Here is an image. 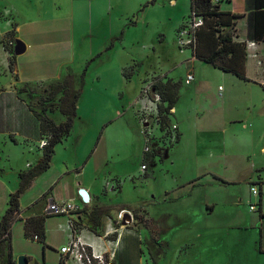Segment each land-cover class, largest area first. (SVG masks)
Instances as JSON below:
<instances>
[{"label": "rangeland", "instance_id": "rangeland-1", "mask_svg": "<svg viewBox=\"0 0 264 264\" xmlns=\"http://www.w3.org/2000/svg\"><path fill=\"white\" fill-rule=\"evenodd\" d=\"M188 13L189 0H92L91 7L85 3L72 5V0H0V38L9 51L13 17L20 27L14 39L25 44L43 37L47 45L42 49L50 67L58 66V74L70 77L72 88L81 91L79 113L88 126H77L69 138L68 151L57 154L55 168L45 175H51L63 160L73 161V143L79 135V156L88 151L89 145L95 151L104 135L111 151L119 153L107 167L98 164L101 174L111 171L124 175L118 179L124 184L123 193L107 196L114 206L108 207L112 221L123 208L118 206L122 201L133 207L142 205L129 209L133 218L129 227L136 234H124L121 247L128 244L129 248H121L119 255L131 260V264H153L143 242V254L139 256V235L143 241L152 238L160 247L163 255L158 264H264V218L260 219L264 217V171L255 169L257 161L264 163V153L260 155V148H264V93L259 82L264 77L256 62L249 67L250 83L209 79L208 99L197 110L198 118L189 124L185 140L177 148L173 144L165 160L163 156L151 160L141 173V124L128 116L131 112L119 120L111 121L109 117L113 107L125 111L132 102L135 108L142 81H162V75L175 82L180 79L188 65L185 62L191 60V51L181 49L177 39ZM8 23L10 27H2ZM70 23L72 31L66 27ZM71 34L74 39L68 44ZM32 56L37 59V53L28 52L21 60H32ZM127 66H131L133 75L124 90L121 69ZM209 69L201 64L196 71L205 75ZM180 91L182 95L183 89ZM218 93L224 95L221 100ZM59 96L57 92L55 97ZM190 105V97L184 94L177 107L188 111ZM230 118L237 120L235 124L220 127ZM155 135H159L158 131ZM37 156L35 151L22 156L17 148L0 143V218L9 194L19 186V172L27 170L23 167L27 163L33 166ZM192 180L194 188L191 189L193 183L181 187ZM42 185L39 182L20 196L22 207H29L40 197ZM250 187L259 190L261 198L251 197ZM164 192L178 199L165 201ZM103 220L101 231L107 223ZM64 225L63 217L47 219L42 255L40 244L25 239L21 223L13 224L12 253L38 264H58L56 252Z\"/></svg>", "mask_w": 264, "mask_h": 264}, {"label": "crops", "instance_id": "crops-1", "mask_svg": "<svg viewBox=\"0 0 264 264\" xmlns=\"http://www.w3.org/2000/svg\"><path fill=\"white\" fill-rule=\"evenodd\" d=\"M210 1L212 4L217 5L219 11L230 13L232 15L237 16V18L233 20L234 23L233 27L224 28V31H231L233 35L232 38L234 41L243 42L246 45L245 74L247 80L246 81L241 80L236 76L232 75L231 73H224L209 64H205L195 59L191 54V60L185 62L188 63V65H186L185 71L182 72L183 73L182 76L177 81V83H179L178 100L174 108L172 109V115L170 116L172 118V120H170V123L175 124L177 126L178 137L176 142L174 143V146H176V148L180 146L181 143L185 140V137L187 136V132L191 128V125L189 124H191L193 121H195V119L198 118L197 110L200 108L201 105H203V101H206L208 99L207 84L209 82V79L218 80V78H228L229 80H231V82H234L233 80H239L250 83L252 81V79L249 76V67L251 62L253 63L256 62V66L259 69V74L263 75L264 77V40L255 41V40H251L248 37V34L250 33V31L248 30V25H249L248 20L250 14L254 10L253 0H210ZM75 3L79 6L81 5V3L82 4L85 3V5L91 7L92 0H72V5L73 4L75 5ZM173 3H175V1H173ZM10 21L13 24L12 26H14L13 30L15 31L16 34H18L20 32L18 21L13 17ZM69 21L72 23V19H69ZM69 21L67 22V24L69 23ZM71 23L68 26L66 24V27L69 31L73 30L72 29L73 25ZM2 27L8 28L10 27V23H8V26L5 24ZM38 38L40 37L38 36ZM2 39L3 37L0 38V143L2 144V146L6 148L9 147L17 148L22 156H24L25 152L28 154H30L33 151L37 152L38 156L36 157L35 162H33L36 163L42 157V151L36 147L38 141L42 139V133L40 130V121L38 120L36 115L28 108L26 102H24L18 97L16 86L24 85L30 91H32L34 98H31L30 101L31 105L38 106L39 103L42 101V99L43 101L46 100L48 96L47 91L49 87L61 83L64 80V78L68 76L58 74V69H59L58 66H55L54 69L50 67L49 58L46 55L47 53H45V51H43L42 49V47H45L47 45L43 37L38 40L32 39L30 42H25L26 50L24 54L14 57L13 67L12 69H10L9 64L11 61V57L8 50L5 48L4 44L2 43ZM73 39H74V35L71 34L69 35L68 40L66 42L68 44L72 43ZM251 43H254L253 46H251ZM28 52H31V54L37 53V59L35 60L34 57L32 56V60L31 57L29 59L26 58L24 60H21L22 56H25V54H27ZM183 63L184 62H182L180 66H182ZM201 64H205L206 66H209L211 68L209 70L211 71H207V74L205 75L204 73L203 74L197 73L196 70L198 66H200ZM129 67L131 66H127L121 69V76L123 70L128 69ZM132 75L127 80L124 79V77L122 76L123 78L122 80L124 82L123 83L124 90L126 88V84L129 83ZM188 75L192 76V80L188 84H186L185 80ZM160 77H162V82L165 81L164 75ZM46 80L50 83L44 82ZM171 80L174 81L173 79ZM259 82L262 84L260 85V87L264 93V80L262 81L260 80ZM142 83L143 81L141 82V85L143 86ZM141 85L139 87L138 92H140V89L142 87ZM180 89H183L182 95L187 94L190 97L191 105L188 111L181 110L179 107H177V105L180 103V100L182 98ZM35 96L36 98L38 97L37 100L35 99ZM123 96L124 93L122 97ZM217 97L218 99L221 100L224 97V95L218 93ZM132 101H134L133 98ZM134 106L135 108L133 107V103L131 102L130 104H128V108L125 111L113 107L112 112L109 116L112 117L111 121H114L115 119L119 120L126 115V112L127 113L131 112L129 113L128 116L136 122L138 120L136 113L137 108L136 105ZM253 107L255 108V105H253ZM79 111H80V105L77 102L76 116L73 119L70 134L55 146L54 154L50 162V167L48 168V170L40 174L33 181V183L29 188L32 189L33 187L38 186V183L41 182L43 185L40 187L39 190L38 196L40 197L34 202H32L29 207L28 206L22 207L19 199L20 220L15 222L14 224L21 223L22 230H23V221L31 216H39L44 214L45 206L51 201L54 202L70 201L74 205L78 206L80 212H82L79 215V218H81L83 224L85 222L88 212H90L92 209L94 208L107 209L108 216L106 215L104 217L107 222V218L111 217L109 212L110 209L108 207H114L108 202L107 196L109 194L117 195L123 193L124 184L120 183V185H118L117 182L119 181L118 179L124 175H119L117 172H111V171H108L107 173L104 172L103 174H101L102 172L100 171L102 170L98 166V164H101V166L104 165L107 167V165L111 162V160H113L114 156L116 157L119 154V153H115V150L111 151L112 148L110 146L109 141H107V137L105 135L98 140L95 151L94 149L91 150L90 149L91 146L89 145L88 151L86 152L84 151V153H82V156L77 155V150L81 146L80 144L82 140L81 136L79 135L78 139H76L73 143L74 146L73 161L69 162L67 159L63 160L61 165L57 167L55 171L52 172L51 175H45V174H50L49 172L53 170V166H54L53 162L54 160H56L55 158L57 154H61V152L68 151L67 149L68 146H71L70 143L69 145H67L69 142V138H71L76 133L77 126L79 124L82 125L84 124L85 126H88L87 123H85L84 119H82V116L79 113ZM46 115L52 121H54L55 124H59L65 121L64 115H62L59 112L57 107L52 108L51 112L47 111ZM55 115L57 117L56 119L54 118ZM106 115L107 116L105 119L107 120L105 121H108L110 118L108 117V114ZM234 121L237 120H234L233 118L226 119L222 121L220 127L221 125H225V124H235ZM168 150L169 149H167L166 151L161 150L160 152L154 155L147 156L145 158L146 159L145 161H148V163H150L151 160L153 161L156 157H161V156H163L165 160V158L168 157V153H167ZM263 153H264V148L261 147L260 155H262ZM165 154L166 156H164ZM141 160L142 163L144 160L143 156ZM31 166L32 163H27L23 167H25V169H28ZM255 169L257 171H264V163L257 161V167H255ZM141 172L142 171H139V173ZM124 174L127 175V173ZM127 177L129 178V176ZM131 178L133 179V177ZM193 182H195V180L194 181L192 180L191 182L181 187H187V185ZM195 185L196 184L194 183L191 184V189L194 188ZM117 187H120L119 191L116 190ZM79 189H84L89 195V202L86 205H83L78 195ZM192 192L193 191L191 190L187 195L188 196L192 195ZM177 199L170 197L169 192H164L165 201L166 200L174 201ZM118 206L123 207L120 210L129 211V209H138L142 205L139 204L133 207L130 203L126 201H122V203L119 204ZM206 207L208 209H211L210 208L211 205L209 204H207ZM212 211L213 209L210 210V212ZM104 218L102 217L101 222ZM112 218L113 217H111L110 219ZM262 218L264 217H261L260 219ZM62 232L64 236L59 244L60 245L59 248L63 246V244L66 243L67 241V232L64 230H62ZM128 232L136 234V230H134L129 226L120 229L118 246L115 251L116 264H131L130 263L131 260L129 261L128 258H124L123 256L119 255V251H121L122 248L121 242L123 241V238L125 236L124 234ZM83 235L93 245H97L103 248L106 247L105 244L103 246L102 243L97 241L94 238L93 233L90 232L89 230L83 233ZM10 237H11V232H10ZM137 239H138L137 249L139 256H141L143 254L142 242L144 243L146 239L143 241L139 235ZM45 241H46V230H45ZM45 247H42V255H44ZM124 247L129 248L128 244H125L123 248ZM59 248L57 249V251L59 250ZM127 252L128 251L122 253L126 254ZM56 254H57V259L59 261L58 252H56ZM17 256L18 255H14L12 253L14 262H16ZM147 256L149 258L148 253ZM1 262H4V259L0 260V264Z\"/></svg>", "mask_w": 264, "mask_h": 264}, {"label": "trees", "instance_id": "trees-1", "mask_svg": "<svg viewBox=\"0 0 264 264\" xmlns=\"http://www.w3.org/2000/svg\"><path fill=\"white\" fill-rule=\"evenodd\" d=\"M253 6L254 10L248 20V30L250 31L248 37L251 40L261 41L264 40V0H253ZM192 17H200L202 19V25L195 30L194 46L189 48L193 57L224 73H231L237 78L246 81V45L243 42L234 41L231 31H224V28L233 27V20L237 16L219 11L217 5L212 4L210 0H190L189 13L179 29ZM13 32L12 43H10L11 49L8 51L11 57L10 69L13 67V59L15 57L12 48L16 33L14 30ZM132 74L133 69L131 67L122 72V76L126 80ZM153 89L161 97V104L159 105L161 125H167L171 116L170 109L174 108L178 100L179 83L171 79H165L163 82L159 80L154 83ZM16 90L18 97L26 102L28 108L40 121L42 137L48 138V143L41 150L42 157L27 170L19 172V186L8 197L7 208L0 218V260L4 259L1 264H16L13 260L10 246V230L13 224L20 220V196L30 188L33 181L40 174L48 170L55 146L70 134L73 119L76 116V105L81 95L80 90L72 88L70 77L64 78L61 83L50 86L46 100L40 102L38 106L31 105L30 101L33 94L26 86H16ZM57 92H60L58 98L55 97ZM54 107H57L59 112L64 115V122L55 124L46 115V112H51ZM107 212V209L104 208H94L88 212L84 224L81 218L79 220L87 230L97 236H101V219L103 216H108ZM51 217L54 216L42 214L26 218L23 221L25 239L34 242V237H36V243L45 247V223ZM144 245L152 263L158 264L163 255L158 244L152 238H147Z\"/></svg>", "mask_w": 264, "mask_h": 264}, {"label": "built area", "instance_id": "built-area-1", "mask_svg": "<svg viewBox=\"0 0 264 264\" xmlns=\"http://www.w3.org/2000/svg\"><path fill=\"white\" fill-rule=\"evenodd\" d=\"M202 25L200 17H192L177 32L178 45L181 49H189L195 43V30ZM254 43H251L253 46ZM192 80V76L188 75L185 83L188 84ZM154 82L147 81L140 89L139 99L136 101L137 118L141 124V135L143 138L142 154L144 159L147 156L154 155L158 152L166 151L177 140V126L171 124L161 125L159 115V105L161 97L159 93L153 89ZM173 109V108H172ZM172 109L170 113L172 115ZM158 131L159 135H155ZM48 143V138L42 137L36 145L42 150ZM147 162L141 163L140 171H145ZM132 180V178H129ZM120 181L117 182L120 185ZM115 189V188H114ZM251 197H261L260 191L255 187L249 189ZM83 203V202H82ZM87 203H83L86 205ZM250 210L253 206L249 207ZM80 209L70 201L49 202L44 208V214L54 217H63L65 225L62 230L67 232V241L58 250L59 264H116L115 251L118 246L120 237V229L129 226L132 223V214L127 210H120L117 213L116 221L107 218V223L102 231L101 236L93 234L94 238L106 247L93 245L89 242L83 233L87 229L82 226L79 220ZM127 215L128 218H125ZM124 223V224H123ZM115 224L118 226L115 227ZM37 238L34 237V242Z\"/></svg>", "mask_w": 264, "mask_h": 264}, {"label": "water", "instance_id": "water-1", "mask_svg": "<svg viewBox=\"0 0 264 264\" xmlns=\"http://www.w3.org/2000/svg\"><path fill=\"white\" fill-rule=\"evenodd\" d=\"M12 50H13V55L14 56H20V55L24 54V52L26 50V46H25V44L22 41H20L18 39H15V41L13 43ZM78 195H79V197H80V199H81V201L83 203H88L89 202V195L84 189H79L78 190ZM125 218H128L127 215H125ZM16 264H38V263L36 261H31L30 262L27 259L26 256L19 255L16 258Z\"/></svg>", "mask_w": 264, "mask_h": 264}]
</instances>
